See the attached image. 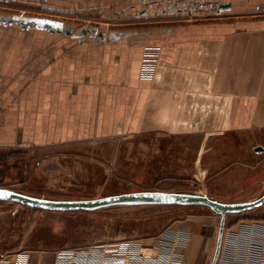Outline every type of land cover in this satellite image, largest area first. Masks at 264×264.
I'll return each mask as SVG.
<instances>
[{
    "label": "crops",
    "instance_id": "crops-1",
    "mask_svg": "<svg viewBox=\"0 0 264 264\" xmlns=\"http://www.w3.org/2000/svg\"><path fill=\"white\" fill-rule=\"evenodd\" d=\"M138 2L47 0L24 17L73 26L70 34L4 24L19 16L0 5L1 155L124 136L264 130V17L253 16L264 0H223L228 7L217 20L193 22L165 8L137 15L131 7ZM62 15L134 24L83 34L88 28L59 20ZM153 48L155 65L142 67L145 51ZM158 147L155 141L146 145ZM228 216L234 215L226 216L216 264H254L247 241L254 236L264 243V222ZM203 218L175 221L135 241L130 255L120 250L111 261L82 255L75 264H198L214 246L213 259L221 217ZM59 251L0 246V264H59Z\"/></svg>",
    "mask_w": 264,
    "mask_h": 264
},
{
    "label": "rangeland",
    "instance_id": "rangeland-1",
    "mask_svg": "<svg viewBox=\"0 0 264 264\" xmlns=\"http://www.w3.org/2000/svg\"><path fill=\"white\" fill-rule=\"evenodd\" d=\"M36 13V9L27 12L30 16ZM253 16L264 17L256 12ZM57 18L88 29H125L134 24L125 18L117 22L74 21L63 15ZM187 19L211 21L218 17ZM153 50L155 65L158 52ZM146 51L142 67L148 62ZM152 141L159 147L147 150L146 145ZM256 147L264 149V130L159 136L155 140L124 136L44 149L24 147L0 154V187L55 200L163 191L200 194L225 203L245 202L264 192V150L256 153ZM209 214L213 212L206 207L174 205L53 212L0 200V246L7 250H70L78 252L79 258L88 255L93 261L105 255L111 261L120 250L130 255L135 241L175 221L187 217L202 221ZM238 216L264 218V205ZM213 250L214 246L209 256L202 252L198 264H209Z\"/></svg>",
    "mask_w": 264,
    "mask_h": 264
},
{
    "label": "water",
    "instance_id": "water-1",
    "mask_svg": "<svg viewBox=\"0 0 264 264\" xmlns=\"http://www.w3.org/2000/svg\"><path fill=\"white\" fill-rule=\"evenodd\" d=\"M228 5L222 4L220 9ZM146 13L141 12V15ZM2 23L10 25H18L22 29L38 27L51 33H65L70 34L73 26L61 29L54 23L44 20L33 19L28 21L24 18H13L9 20L2 19ZM91 31L96 33V29H83V34ZM102 38V33H98ZM264 149L256 147L257 153ZM0 200L10 203H17L23 206L53 212H76V211H95L115 206H142V205H164V206H202L208 208L213 213L221 217L217 245L213 259L210 264H216L223 238V231L225 227V219L227 215H239L245 212L255 210L264 205V193L261 197L236 203H225L212 199L211 197L199 194L183 193V192H163V191H142L133 192L120 195H112L92 200H55L44 199L36 196L23 194L11 189L0 187Z\"/></svg>",
    "mask_w": 264,
    "mask_h": 264
},
{
    "label": "built area",
    "instance_id": "built-area-1",
    "mask_svg": "<svg viewBox=\"0 0 264 264\" xmlns=\"http://www.w3.org/2000/svg\"><path fill=\"white\" fill-rule=\"evenodd\" d=\"M47 0H0V5H5L11 9H15L19 18H24L29 9H35L44 5ZM223 0H139V2L131 7L135 14L152 13L160 8L172 9L180 11L190 18L205 19L208 17H220V6ZM257 16H264V4L259 6L255 11ZM147 60L146 67L149 68L154 61L155 52L148 49L146 51ZM254 264H264V243L258 241L254 236L250 237L246 246ZM76 251L60 250L57 253L59 264H75L80 255ZM0 257H3L1 254Z\"/></svg>",
    "mask_w": 264,
    "mask_h": 264
},
{
    "label": "trees",
    "instance_id": "trees-1",
    "mask_svg": "<svg viewBox=\"0 0 264 264\" xmlns=\"http://www.w3.org/2000/svg\"><path fill=\"white\" fill-rule=\"evenodd\" d=\"M235 221H264V218L238 216Z\"/></svg>",
    "mask_w": 264,
    "mask_h": 264
},
{
    "label": "bare ground",
    "instance_id": "bare-ground-1",
    "mask_svg": "<svg viewBox=\"0 0 264 264\" xmlns=\"http://www.w3.org/2000/svg\"><path fill=\"white\" fill-rule=\"evenodd\" d=\"M12 190V189H11ZM13 191H15V190H13ZM24 194V193H23ZM200 195V194H199ZM40 198V197H39ZM44 199H46V198H44Z\"/></svg>",
    "mask_w": 264,
    "mask_h": 264
}]
</instances>
